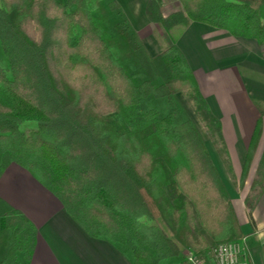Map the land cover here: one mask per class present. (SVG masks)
<instances>
[{"label":"trees","instance_id":"trees-1","mask_svg":"<svg viewBox=\"0 0 264 264\" xmlns=\"http://www.w3.org/2000/svg\"><path fill=\"white\" fill-rule=\"evenodd\" d=\"M178 1L182 11L162 17L160 1L147 0L145 15L164 32L197 21L264 48V0ZM179 94L219 135L174 41L166 36L149 55L116 0H0V175L10 163L26 170L130 264H174L186 248L207 254L241 237ZM244 202L250 214L254 200ZM35 238L34 225L0 199V264H30Z\"/></svg>","mask_w":264,"mask_h":264},{"label":"crops","instance_id":"crops-1","mask_svg":"<svg viewBox=\"0 0 264 264\" xmlns=\"http://www.w3.org/2000/svg\"><path fill=\"white\" fill-rule=\"evenodd\" d=\"M159 1L162 17L182 11L178 0L176 9L167 6V2L173 0ZM116 2L149 55L159 53L166 43L161 46L153 36L155 23L149 22L145 15L147 0ZM166 36L184 55L201 96L219 123V142L226 165L219 160L216 162L209 148L207 150L239 224L243 259L246 264H264V183L258 188L248 214L244 202L248 190L242 193L229 188L226 170L228 168L233 177L241 175L247 147L259 118L261 134L244 177L245 183L249 177L251 185L262 155L264 115L259 109L264 108V48L254 39L235 37L197 21H189L184 27L175 25L161 33L162 39ZM0 199L19 211L36 229L30 264H130L109 243L89 237L57 199L16 164L10 163L0 175Z\"/></svg>","mask_w":264,"mask_h":264},{"label":"rangeland","instance_id":"rangeland-1","mask_svg":"<svg viewBox=\"0 0 264 264\" xmlns=\"http://www.w3.org/2000/svg\"><path fill=\"white\" fill-rule=\"evenodd\" d=\"M170 5H171V7H173V9H176L178 7V3L176 2V0H173V2H167V6L169 7ZM153 31H154L153 36H154L155 40L161 46L165 45L166 38L164 37L162 39V37H161V33L163 32L162 27L159 26L158 24H155ZM173 33H174L173 35H175L174 31H173ZM156 41H154V42L157 43ZM178 97H179L182 105L184 106L185 110L189 114L190 118L193 120V122L197 126L198 130L200 131V133L204 139L206 147L209 148V150L213 154L212 157L214 156L213 158L215 159L216 162H218V160H219V162L221 161V163H225V165H226L227 161L218 152V150L220 148H222V146L220 145V142H219L220 141L219 135L215 132L213 126L209 122L201 123L197 119V117L195 116V114L193 113L191 108L189 107L188 103L186 102V99L181 94H179ZM226 170H227V174L229 176L227 178L229 180V183L227 182V186L231 189L236 190L237 192H242V193L246 192V190H248L247 196L249 195V200L253 201L255 196H256V193L259 191L258 188H260L261 185L264 183V164H262V165L261 164L259 165V163L257 164L254 175L252 177V182L254 181V184L252 183V185H253L252 189L250 188L251 185H249V180H250L249 177L246 179V183H245V178H241V176L233 177V175H231V173H230V170L228 168H226ZM235 240L240 241L239 239H235ZM185 250L191 251L193 254H195L196 256L201 258L202 261H204L206 264H207L206 260L210 259L209 253H207V254L196 253L195 251L188 249V248H186ZM241 258H242V260H244L243 254H242Z\"/></svg>","mask_w":264,"mask_h":264},{"label":"built area","instance_id":"built-area-1","mask_svg":"<svg viewBox=\"0 0 264 264\" xmlns=\"http://www.w3.org/2000/svg\"><path fill=\"white\" fill-rule=\"evenodd\" d=\"M185 250L182 262L174 264H206L201 258L191 251ZM243 247L240 241L231 240L219 243L209 251V257L213 264H246L242 260Z\"/></svg>","mask_w":264,"mask_h":264}]
</instances>
